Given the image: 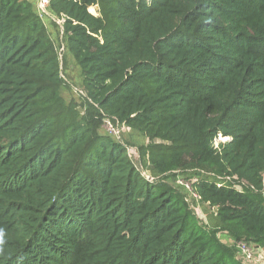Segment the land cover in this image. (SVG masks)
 Masks as SVG:
<instances>
[{"label":"trees","instance_id":"16d2710c","mask_svg":"<svg viewBox=\"0 0 264 264\" xmlns=\"http://www.w3.org/2000/svg\"><path fill=\"white\" fill-rule=\"evenodd\" d=\"M46 10L83 95L62 96L59 51L32 3L0 0V264H242L222 231L264 251V0ZM105 118L148 140L152 179L100 133ZM176 170L198 175L191 191L217 224L163 181Z\"/></svg>","mask_w":264,"mask_h":264},{"label":"rangeland","instance_id":"374dc122","mask_svg":"<svg viewBox=\"0 0 264 264\" xmlns=\"http://www.w3.org/2000/svg\"><path fill=\"white\" fill-rule=\"evenodd\" d=\"M29 1L32 3L34 10L40 15L38 11V0ZM89 10L92 13H95V7H90ZM41 18L45 23L49 34L59 51L61 73L67 87L70 86V88H62L61 94L66 100L74 99L76 102H79L80 96L83 95V92L81 91V72L67 50L66 43L60 30L61 28L57 26V23H60L61 20L54 18V16L49 13L42 14ZM114 129L115 131L112 132V130L108 126H103L100 129V133L123 142L126 145L127 154L129 155L136 169L142 174L143 177L150 176L152 179L154 176L153 172L149 168L147 155L145 154L144 156H142L140 154V150L138 149L140 145L147 144L148 140L143 135L133 131L130 128L128 129L124 125L114 126ZM225 140V138L218 136L215 139L214 146H216L217 143L223 142ZM197 178L198 175H196L191 170H176L175 174L169 176L163 181L184 194L186 200L189 203L190 209L200 221L208 226H213L217 224L216 208L211 207L210 205H208V203L197 199L190 192L191 184L195 182ZM236 188L240 189L239 186H236ZM218 235L222 241H225L228 244H234L237 251V259H239L242 264H264V251L255 244L246 243L250 252V259H245L239 248L237 247V242L234 241L225 231L218 233Z\"/></svg>","mask_w":264,"mask_h":264},{"label":"built area","instance_id":"2783aa9c","mask_svg":"<svg viewBox=\"0 0 264 264\" xmlns=\"http://www.w3.org/2000/svg\"><path fill=\"white\" fill-rule=\"evenodd\" d=\"M47 4H48V0H38V11L40 13V16L42 14H47ZM121 124H114L112 121H110L109 119L105 118L103 121V126H108L112 132L115 131L114 126H120ZM128 128V127H127ZM129 129V128H128ZM147 179H151V177H146ZM191 194L197 198L195 193H192V191L190 190ZM237 247L239 248L240 252L242 253V255L244 256L245 259H250V252L249 249L246 245V242L240 241L237 243Z\"/></svg>","mask_w":264,"mask_h":264}]
</instances>
